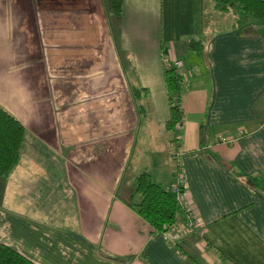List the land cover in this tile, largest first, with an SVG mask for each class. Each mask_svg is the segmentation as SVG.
<instances>
[{
  "label": "crops",
  "instance_id": "crops-1",
  "mask_svg": "<svg viewBox=\"0 0 264 264\" xmlns=\"http://www.w3.org/2000/svg\"><path fill=\"white\" fill-rule=\"evenodd\" d=\"M165 55L183 62L178 128ZM0 105L24 127L0 243L37 264H264V22L214 0H123L120 18L0 0ZM178 166L203 232L127 204L138 173L169 189Z\"/></svg>",
  "mask_w": 264,
  "mask_h": 264
},
{
  "label": "trees",
  "instance_id": "trees-1",
  "mask_svg": "<svg viewBox=\"0 0 264 264\" xmlns=\"http://www.w3.org/2000/svg\"><path fill=\"white\" fill-rule=\"evenodd\" d=\"M105 1L110 14L115 18H120L123 14V0ZM214 1L218 9H233L241 24H248L252 20L264 22V0ZM197 43L201 44L199 41ZM197 43H191V47L197 48ZM164 72L170 97V115L166 126L172 128L176 122L182 120L179 100L181 74L178 69L166 66ZM23 138V124L0 105V178L8 175L17 163ZM127 204L159 231L174 225L181 207L174 193L161 183L152 180L147 171H142L134 177ZM0 264L37 263L23 255L15 247L0 243Z\"/></svg>",
  "mask_w": 264,
  "mask_h": 264
},
{
  "label": "built area",
  "instance_id": "built-area-1",
  "mask_svg": "<svg viewBox=\"0 0 264 264\" xmlns=\"http://www.w3.org/2000/svg\"><path fill=\"white\" fill-rule=\"evenodd\" d=\"M163 63L168 68L174 67L178 70H179V67H181L183 64L182 60L177 59V58L173 59L172 57L168 55L163 56ZM174 127L178 128L179 122H176ZM219 139L225 142L230 141L229 138L223 137L221 135L219 136ZM181 171H182V168H179L178 166L176 169V181L169 187V190L174 193L177 202H179V204L181 205V207L185 210L187 214L188 221H187L186 230L188 232H193V233L196 231L203 232L202 225L196 218V215L194 214L192 204L190 203L189 199L186 197L185 190H184L185 179L183 178ZM169 228L174 229L175 225H172Z\"/></svg>",
  "mask_w": 264,
  "mask_h": 264
},
{
  "label": "rangeland",
  "instance_id": "rangeland-1",
  "mask_svg": "<svg viewBox=\"0 0 264 264\" xmlns=\"http://www.w3.org/2000/svg\"><path fill=\"white\" fill-rule=\"evenodd\" d=\"M206 20L208 21V18L206 17Z\"/></svg>",
  "mask_w": 264,
  "mask_h": 264
}]
</instances>
